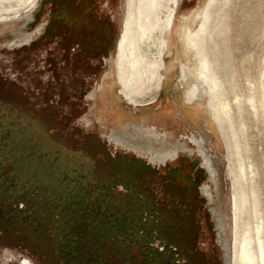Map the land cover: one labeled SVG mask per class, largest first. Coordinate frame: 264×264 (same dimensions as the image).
<instances>
[{
	"label": "rangeland",
	"instance_id": "rangeland-1",
	"mask_svg": "<svg viewBox=\"0 0 264 264\" xmlns=\"http://www.w3.org/2000/svg\"><path fill=\"white\" fill-rule=\"evenodd\" d=\"M32 1L0 0V221L10 223L24 204L32 210L21 217L66 219V207L78 204L82 221L61 247L69 264H143L141 243L100 241L98 219L121 217L91 187L95 165L133 161L116 168L146 183L159 203L190 206L181 226L162 230L193 250L188 264H242L244 243L264 264V0H182L168 31L146 27L140 0H93L105 29L94 47L92 32H79L76 6L65 14L63 0H40L21 18ZM199 9L205 17L187 45L178 32ZM121 39L127 57L118 69ZM135 58L151 64L152 78L128 102L118 72L127 80ZM190 70L207 77L204 99ZM6 234L0 264H46L40 249L55 251L46 240L32 250Z\"/></svg>",
	"mask_w": 264,
	"mask_h": 264
},
{
	"label": "trees",
	"instance_id": "trees-1",
	"mask_svg": "<svg viewBox=\"0 0 264 264\" xmlns=\"http://www.w3.org/2000/svg\"><path fill=\"white\" fill-rule=\"evenodd\" d=\"M64 5H66L65 14H68L70 13V11L68 12L69 8L76 5L75 0H66ZM0 88L2 91L6 88L1 80ZM116 162L123 166L128 163H133V161L112 160V164L108 163L110 166L98 164L94 166L95 169L93 167V172L97 170V174L100 175V177L97 178L96 174V178L92 179L91 187L93 193L99 195V201H106L108 203V207L112 208L114 216L119 215L121 217L118 218V220H116V218L113 222L109 221L110 217L106 219L101 218L100 221H103L102 223L98 219L97 230H103V234H106V237H101L100 241L104 242L105 239H109L115 246L120 240L122 242V239L124 240V244L125 242L127 243V241H129L130 245L141 243L146 252L143 256V264H188V259L185 255L191 252L192 249L184 245L183 240L180 238L163 237L162 230L163 232L165 231L167 224L169 226L170 224L173 226H181L180 221H183L181 218H185L181 210L185 209L187 216L189 205L175 206L164 202L159 203L160 201L158 202L154 197L152 198L146 183L136 179L134 175L127 176L126 172L129 170H126L124 168L125 166L117 170ZM131 165L132 167H136L135 164H130V166ZM118 187H122L123 190L127 191V194L121 199L119 194H117ZM87 199V197H81L79 201H82L83 205V203H88ZM6 206L13 210V206H11L9 202ZM23 208L24 210L21 213L19 212V206L16 207L18 212L15 211V213H12L9 211L12 217L10 218V223H2L0 221V231L6 236L5 238H9V235L6 233H12V235H14L12 237L14 238L13 240L11 239V241H17L16 243L27 246L33 243L34 247H30L32 250H37L38 247L44 248L43 241L46 240L53 244L55 251H53V253L51 252L52 254H45L43 250L40 249L38 254L42 258L41 260L46 264H59V262L60 264H69L68 255H65L61 247L63 239L68 238L67 235H71V233L68 232H71L72 229L74 230L75 226L82 221V219L80 220L79 217L76 216L79 208L78 204L73 205V207L71 205V208L68 205L65 211L68 213L67 218H60L58 220H49L47 217H41L39 220H36V218L34 220L29 216L21 217L19 215H24L32 210L31 204L28 206L24 204L21 206V210ZM2 209L6 212V209L3 207ZM2 209H0V214L2 213ZM165 216L167 218L163 220L162 218ZM54 225H59V230L51 227ZM105 226H109V233L104 230ZM27 227L30 229L34 228V230L37 231L38 235L34 237V239L27 231ZM121 227L123 231L119 230ZM80 231H82V227L79 233ZM134 236H136L137 239H141L140 242H135ZM155 242H160V245L155 247ZM161 255L165 257H161Z\"/></svg>",
	"mask_w": 264,
	"mask_h": 264
},
{
	"label": "bare ground",
	"instance_id": "bare-ground-1",
	"mask_svg": "<svg viewBox=\"0 0 264 264\" xmlns=\"http://www.w3.org/2000/svg\"><path fill=\"white\" fill-rule=\"evenodd\" d=\"M140 1H141V8L138 10L141 11V13H144L145 15L144 18L146 20V27L154 31L159 30V29L168 31L170 24H172L176 20L177 15H178L177 12L182 3V0H140ZM211 2L212 0H210V3ZM39 3H40V0H33L27 8L25 7V9H23V11L20 12V17L25 18V19L31 18V15L33 14L34 10L37 8ZM204 11L206 10L204 9ZM195 12L196 13L191 15V17H189L188 20L185 21L183 27L178 32L180 39L188 43L187 45L189 44L192 45L193 43L192 42V37H193L192 25L196 24L197 20L203 19L205 17L203 14V9L201 10L199 9L198 12L197 11ZM161 13L165 15L164 20L158 18L159 14ZM155 14H157V16L153 22L151 19V15H155ZM126 24L128 25V22ZM126 24H125V27L127 26ZM148 32L149 30L147 31L142 30L143 39L147 37L149 39L151 37L149 36L150 34L147 35ZM123 45H124V41L121 39L119 42V46L117 45V47H119L118 54H117V62H116L117 67L118 66L123 67L122 63H124L125 58L127 57V55L120 57V55L124 52ZM134 61H135L134 64L130 62V64L133 65L134 68L131 74L128 76L127 80H125L124 77L121 76V74H119L118 72V82L120 84V94L128 102L131 101V97L129 96L128 92L143 89L148 84L150 78H152V75L151 74L148 75L147 74L148 71H146L152 66L150 63H146L145 58H135ZM189 72L191 73V70ZM191 77H192L193 82H195L198 85V88L200 90L198 98L204 99L206 97L205 91H209V87H210V85H208L209 83H208L207 77L199 76L198 78H196L192 73H191ZM192 101L194 100L192 99ZM246 244L247 243H244L240 248L241 250L240 259L242 261V264H254L253 259L251 258L252 256H250L247 252ZM260 249H262V247Z\"/></svg>",
	"mask_w": 264,
	"mask_h": 264
},
{
	"label": "flooded vegetation",
	"instance_id": "flooded-vegetation-1",
	"mask_svg": "<svg viewBox=\"0 0 264 264\" xmlns=\"http://www.w3.org/2000/svg\"><path fill=\"white\" fill-rule=\"evenodd\" d=\"M60 1H62V0H60ZM62 2L63 3L60 4L59 8H62L63 6H65L64 2H66V1L63 0ZM75 4H76L75 6H76V9H77V19H78L77 26H78V29L80 30L79 32L82 33L81 35H84V31H86V32L87 31H91L93 37L94 36L96 37V38H94L95 40H92V42L90 44L92 47H94V43L93 42H95V44L97 43L98 37L100 36V33L102 32V30L104 31L105 29H102L99 26V24L96 23V20H95V18L93 16V14H95V6H94V3H93V0H75ZM71 8H69L68 11H70ZM161 251H162V249H161ZM185 256H186V258L188 259V262H189L190 259H191L190 258V252H188V254L185 255ZM192 260H193V258H192ZM25 264H27L26 261H25Z\"/></svg>",
	"mask_w": 264,
	"mask_h": 264
}]
</instances>
